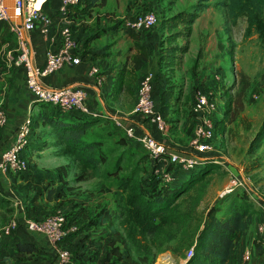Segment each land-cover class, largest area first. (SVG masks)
I'll list each match as a JSON object with an SVG mask.
<instances>
[{
  "label": "rangeland",
  "instance_id": "374dc122",
  "mask_svg": "<svg viewBox=\"0 0 264 264\" xmlns=\"http://www.w3.org/2000/svg\"><path fill=\"white\" fill-rule=\"evenodd\" d=\"M198 2L203 3L205 0H109L107 5L99 8L94 15L83 13L80 17L79 27L82 26L84 28L83 31H86L87 35L97 34L87 46L89 52H97L108 44H110L109 47L114 45V48L119 47L121 49L125 47L122 45L121 40L123 36L121 28L125 21L132 20L136 16L148 12H153L156 15V22L151 30L159 37L161 48H159L160 61L157 64H162V66L148 72H152L155 75V79L159 76L165 78L167 89L173 95L167 112L170 119L166 117L167 115L165 117L163 114L161 115L165 128H171L170 123L177 122L178 116L181 117L182 114L189 117L193 116L190 111L192 100L189 101V96L184 91L185 82L182 80L189 75L188 73H196L195 65L197 64V60H195V64L194 60L191 61L193 58L190 55L191 53L185 55L188 47L193 46L195 40L194 37L191 41H188L191 34L190 31V34L187 33L189 27L183 25V23L173 27V23L168 18ZM209 2L213 1L210 0ZM214 12H217V10L212 9V7L205 10L204 14L206 15L198 18L194 26H196V32L201 33L202 36L214 41L221 35L220 41L225 42L223 45L226 53L222 55L223 63L221 65L217 63L214 66L216 63L214 56L205 63H209V67L217 69L224 67L226 69L223 71L222 76L214 74L211 76V80L215 85H219L220 81L223 82L220 91L218 93L208 91L207 93L217 102V105H219L218 109L224 113L221 117L222 122L216 121V115H214V120L216 121L213 142L214 152L211 157L216 158L217 162L212 163V167L209 168L210 171L203 177L201 183L197 184L186 195L183 194L178 200L184 206L186 205L192 209L193 217L191 221L193 223L198 220L206 221V213L211 206L220 205L222 202L225 203L227 198L223 196L228 193H225V190L229 185L232 186V190L247 192L249 201L253 204L257 213H260V216L264 214L262 210L264 209V139L260 148L254 152L249 151L250 144L264 121V48L261 47L256 33H252L248 37L244 36L245 17H240L236 25L233 26L227 20L225 23H219V19L213 15ZM114 24L117 25L118 31L109 32L111 31L109 27ZM186 34H188V38ZM83 47L85 48L86 46L84 45ZM173 47L185 48V51H171ZM15 49L16 42L13 40L3 45L0 53L1 66L18 67L11 63L9 65L7 59V52L10 51L12 55H15ZM198 52H200L199 57L203 58V52ZM98 67L100 69V66ZM183 70H185L184 75L181 73ZM4 72H0V78L2 79L0 80V95L3 97L0 102V108L7 116L5 103L7 88L11 79L5 77ZM196 76L197 74H194V77ZM129 83L131 85V76L129 77ZM203 85V82H199V85L196 86ZM192 88H195V86L192 85ZM183 98H185V101L181 103ZM35 103L39 107L35 110V116L39 117L44 112V109L45 112L48 111L45 104L42 106L38 102ZM155 108L158 111L159 107L155 106ZM104 126H107V124H102L100 127ZM13 127L14 124L12 122L9 123L8 118L6 124L0 126V156L8 148L9 139L14 137L15 130ZM37 128L36 132L41 133L49 130L50 127L39 126ZM114 134L116 139L125 136L123 130H117ZM6 137H9V139ZM31 140L30 147L24 154L26 159H24L28 161L32 169L40 167V170L47 173V176L42 179V183L37 185L36 191L41 190V193H38L39 203L35 207L38 212L35 217L32 216L31 218H40L46 214L61 211L66 216L68 214L69 219L74 220L68 222L66 219L67 225L74 224L77 226L78 232H83L86 227H89L87 226L89 220L100 208H109L114 213L117 211L115 205L117 200L116 179L112 177L102 178L99 173L97 176L78 181L76 177L79 173V167L74 157L57 154L56 147H45L39 153L40 155H37L35 151L32 152L31 150L36 149L33 147V140ZM113 141L114 139L111 140V143ZM133 150H135L134 156L129 159L130 168L137 164L141 170L138 173V178H144L150 172L148 163L150 156L139 143L133 144ZM118 152L120 151L117 149L115 154L117 155ZM111 162L112 158H109L104 166ZM104 166H101L100 170ZM128 170L124 168L120 174L128 172ZM21 174L22 176L17 179H23V174L27 173ZM39 178L37 177V180ZM236 179L242 180L243 184L235 185L234 181ZM251 194L257 197L260 205L253 201L249 196ZM224 203L222 206H224ZM11 210H13L12 214H10ZM15 215L14 208L6 207V205L2 206V208L0 206V226L4 225L10 218L15 217ZM258 223L252 226L248 234L246 233V240L241 251H239V246L242 243L237 242L238 264H252L256 258L254 251H260L261 253L264 251V235L260 233L258 227L261 223ZM113 226L120 230L117 221L112 224ZM104 228L107 231L110 230L108 224H104ZM63 248L72 251L71 247H66V245ZM245 251L250 253V259L246 262L242 260ZM164 253L170 254L174 261L176 259L185 261V259L170 252ZM159 254L151 260V264H161V260H157L160 256ZM52 260L53 258L51 259L48 256L45 262L49 264L50 261V264H52ZM164 262H168L166 257Z\"/></svg>",
  "mask_w": 264,
  "mask_h": 264
},
{
  "label": "trees",
  "instance_id": "16d2710c",
  "mask_svg": "<svg viewBox=\"0 0 264 264\" xmlns=\"http://www.w3.org/2000/svg\"><path fill=\"white\" fill-rule=\"evenodd\" d=\"M209 1L192 4L187 9L169 16L168 20L173 23V27L183 23L189 27V33L190 26L199 12L210 6L225 8L229 24L234 26L240 17H245L244 36L256 33L261 47L264 48V0ZM107 3L108 0H80L70 8V16L75 10L94 15ZM12 40L16 42L8 22L0 21V53L3 45ZM136 46L140 48L139 45ZM175 50L184 52L185 48L171 49L174 52ZM144 59L142 47L141 55L134 57V67H141V61ZM172 99L173 95L166 86L160 96V115H167ZM39 104L43 106V103ZM45 105L48 111L32 118L31 136L41 125L50 128L38 135L39 139L33 142V147H56L57 154L74 157L79 167L76 177L78 181L97 176L99 173L102 178L116 179L117 211L114 213L109 208L102 207L87 225L98 227L108 224L109 232L87 233L81 239L102 242L100 248L88 257L90 261L99 260L100 264H151L157 254L164 252L185 259L186 253L192 248V254L184 264H238V238L248 230L257 213L249 201L247 192L231 190L223 196L227 198L225 203L211 206L207 210L206 221L198 220L195 223L191 221L192 209L178 201L183 194L186 195L203 181V177L212 167L211 159L198 161L184 168L166 164L167 154L161 155V159L150 157V172L146 177L138 178L141 171L138 165L132 168L129 165V159L134 156L135 143L126 136L114 138V132L121 129L115 126L111 119L96 113L62 112L54 106ZM216 121L214 120V125ZM102 124L107 126L100 127ZM112 139L114 141L111 143ZM263 139L264 121L252 140L249 151L254 152L260 148ZM27 147H30V143ZM117 149L120 152L116 155ZM109 158H112V162L104 166ZM101 166H104L102 170ZM124 168H129L128 172L120 174ZM164 173L170 174L169 180L164 181ZM10 201L8 197L0 196L1 206L10 204ZM66 219L68 222L74 221L68 218V214ZM115 221L120 230L112 227ZM74 233L63 238L60 243L68 240ZM15 252L30 256L45 253L35 243L21 242L15 244ZM67 264H76V261L71 258Z\"/></svg>",
  "mask_w": 264,
  "mask_h": 264
},
{
  "label": "crops",
  "instance_id": "0c3cea01",
  "mask_svg": "<svg viewBox=\"0 0 264 264\" xmlns=\"http://www.w3.org/2000/svg\"><path fill=\"white\" fill-rule=\"evenodd\" d=\"M58 6V0H50L43 8V11L52 18L49 38H44L39 33L38 26L32 32L28 33L32 42V60L35 65L42 66L44 63L45 50L52 49L54 51L60 44L59 30L61 28V20L58 14ZM211 7L212 6L199 12L198 16L190 26L191 34L189 33L190 37L188 41H191L194 37L195 40L193 42V46L188 47L187 53H185V55L191 53L190 55L193 57L191 61L194 60L195 64V60H197V64L195 65L196 73H188L189 75L182 80L185 82L184 91L188 94L190 100L187 97L185 98L189 101L193 100L195 90L201 89L206 93H208V91L218 93L223 83L220 81L219 85H215L211 80V76L213 74L216 76H222L223 71L226 69L224 67L221 69L209 67V63H205L213 56L216 58V63L214 66L217 63L219 65L223 63L222 55H225L226 53V50H224L225 47L223 45L225 42L220 41V38H222L220 34V37L218 39L216 38L214 41H212L210 38L208 39L206 36H202L201 33L196 32V26H194L198 18L206 15L204 14V11ZM213 8L214 7H212V9ZM214 9L217 10V12H214L213 15L215 18L217 17V19H219V23H225L226 20L228 21L225 8ZM218 13L219 15H217ZM82 14L83 13L76 12L75 10L70 16V26L79 47L77 53L81 57V62L77 65L65 64L61 69L43 77L42 84L52 88L81 87L86 91V103L91 109L92 113L99 115H117L124 126H133L136 134L147 135L165 145L169 150L179 153L191 154L189 141L193 135L196 124V120L193 116L189 117L188 115L185 116L182 114L181 117L178 116L177 122L170 123L171 128L167 127L164 130H160L157 124L149 118L132 112V108L136 100L139 78L149 70H154V68L158 69L162 66V64H157V62L160 61L159 48H161L157 34L151 30V28L135 32L125 28L123 25L121 28L123 31L121 40L122 45L125 47L121 49L119 47L114 48V45L109 47L110 44H108L105 46V48L98 50L100 52H89L87 46L90 43V40L93 39L97 34L91 36L87 35L86 31H83L84 28L82 26L79 27L80 17ZM109 29H111L109 32L118 31L117 25L115 24L109 27ZM204 32L207 33L205 30ZM225 37H227V35H225ZM136 44L139 45L140 48H138ZM84 45L86 46L85 48L83 47ZM142 47L144 49L145 59L141 61V67L135 68L133 60L137 55H141ZM198 51L203 52V58L199 57L200 52ZM94 65L100 66L101 70L98 76H102L104 79L99 84L96 83L95 77L90 76L88 73L90 67ZM1 71H5V77H9L11 79L10 85L7 88V94L5 93V108L9 123L12 122L14 124L13 129L15 130L19 122L27 114L28 107L32 108V118H37V116H35V110L39 107L33 101L32 96L25 89L23 67L10 68L6 65L5 67L4 65H0V72ZM184 72L185 70H183L181 73L184 75ZM194 74H197V76L194 77ZM98 76H96V78ZM130 76L131 85L129 83ZM0 80L2 79L0 78ZM199 82H203L206 87L204 85L196 86L199 85ZM192 85H194L195 88H192ZM165 87V78H162L161 76L157 77L153 85L152 94L157 107L160 105V92H162ZM185 98L181 100V103L182 101H185ZM2 100L3 97L0 95V102ZM218 107L219 105H217V110L214 113V115H216L217 121L222 119L221 117L224 113L223 111L221 112ZM42 113H46L45 109ZM166 117L170 119L169 114ZM34 132L35 133H33L31 136L33 142L39 139L38 135L45 133H38L36 130ZM6 138L9 139V137ZM12 141L13 137L9 139L8 147H10ZM28 149L29 147H26L22 152L21 155L23 158H25L24 154ZM43 149L44 148L31 150L32 152L35 151L37 155H40L39 153H41ZM28 167L29 168L26 171L27 174H23V179L21 180L17 179L18 177L22 176V174L18 172H10L7 176L0 177V196L8 197L11 200L10 204L5 205L6 207L8 206L10 208H14L16 213L15 216L18 218L25 216L31 218L32 216H36L38 209L35 207L39 203L38 193H41V190L38 192L36 191L37 185H40V183L43 181L42 179L47 176L46 172L39 169L40 167L32 169L29 164ZM37 177H40L39 180H37ZM262 210L264 213V209ZM12 212L13 210L10 211V214H12ZM259 214H255L253 223L249 226L245 234L239 236L238 242L242 243V245L239 246V251L242 250L243 243L246 240V233L248 234L251 231L252 226H254L257 222L264 225V214L263 216H260ZM2 225L0 226V230ZM108 232L109 230H105L104 225H99L98 227L89 226L86 227L83 232L80 231L74 233L68 239V241L66 240V242L61 243V247H64L65 245L66 247H71L72 251L70 252L72 254L73 260L76 261V264H100L99 260L90 261L88 257L92 256L94 252L100 248L102 242L98 240L82 241L81 239L87 233L106 234ZM260 233L264 235V231ZM17 242L35 243L38 247H41L45 253L34 254L31 256L17 253L15 252V244ZM254 254L256 258L252 264H262L264 262V251L262 253L260 251H254ZM48 256L51 257V259L53 258L51 262L53 263L55 259L54 250L49 245L47 240L40 234L27 231L22 225L19 226L10 236L0 235V264H46L45 260ZM79 257L82 259H79ZM166 257L168 258V262H164L160 256L157 260H161V264L185 263V261H182L181 259H176L174 261L170 254H166Z\"/></svg>",
  "mask_w": 264,
  "mask_h": 264
},
{
  "label": "built area",
  "instance_id": "2783aa9c",
  "mask_svg": "<svg viewBox=\"0 0 264 264\" xmlns=\"http://www.w3.org/2000/svg\"><path fill=\"white\" fill-rule=\"evenodd\" d=\"M50 0H13V16L19 17L20 25L10 22L7 16L3 0H0V21L8 22L10 31L16 39V52L12 55L7 52V59L11 64L24 69V86L27 92L32 96L34 102L43 103L54 106L62 112L78 111L82 113H92L86 103V91L81 87H63L52 88L42 84V78L61 69L65 64L77 65L81 62V57L77 53L78 44L74 38L72 28L70 26V8L77 5L80 0H58V14L61 20V28L59 30L60 44L56 50H45L44 63L42 66L35 65L32 60V42L28 35L37 26L39 33L44 38H49L52 18L43 11L46 3ZM156 22V15L153 12L141 14L124 22V27L132 31H141L150 29ZM39 24V25H38ZM89 75L95 77L96 83H101L104 79L98 76L100 69L94 65L89 69ZM96 76H98L96 78ZM155 75L152 72L143 74L137 85L136 100L132 109L135 114L142 115L155 122L160 130L165 128L161 115L155 108L153 99V85ZM31 107H28L27 114L19 122L15 129L12 144L0 156V175L7 176L10 172L24 173L28 170L27 161L21 156L22 152L30 143L32 134V114ZM217 110V102L201 89L194 92L191 102L190 111L196 120L193 135L189 141L191 154L179 153L166 148L165 145L156 141L147 135L136 134L134 127H126L120 121L117 115H104L123 130L125 136L135 143L141 144L151 158L161 159L160 156L167 154L166 164H175L184 168H188L198 161H202L201 157H209L213 162H217L216 158L211 157L214 152V113ZM7 116L0 108V126L5 125ZM164 181L170 179L169 173L163 174ZM235 185L243 184L242 180L236 179ZM229 185L225 193L231 191ZM253 201L260 203L255 195H249ZM24 226L29 232L42 235L54 250L55 259L52 264H67L72 258L69 250L64 249L60 245V241L71 233L77 231L74 224L67 225L64 212L57 211L46 214L40 218H29L27 216L18 218H10L1 228V236H10L19 226ZM264 225L261 224L258 229L264 231ZM192 254V248L186 253L185 261ZM162 260L166 254H160ZM167 258V257H166ZM250 259V253L245 251L242 260L244 262ZM168 260V258H167Z\"/></svg>",
  "mask_w": 264,
  "mask_h": 264
},
{
  "label": "water",
  "instance_id": "95a60500",
  "mask_svg": "<svg viewBox=\"0 0 264 264\" xmlns=\"http://www.w3.org/2000/svg\"><path fill=\"white\" fill-rule=\"evenodd\" d=\"M3 4L5 6V10L7 13V16L9 17V20L13 24L20 25L21 20L19 17H14L13 16V0H3ZM202 159L209 160V157H201Z\"/></svg>",
  "mask_w": 264,
  "mask_h": 264
}]
</instances>
